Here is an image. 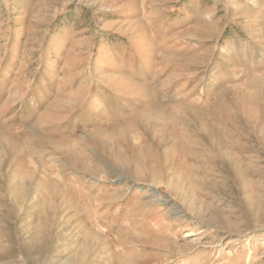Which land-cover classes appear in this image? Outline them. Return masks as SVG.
I'll list each match as a JSON object with an SVG mask.
<instances>
[{
	"label": "rangeland",
	"instance_id": "1",
	"mask_svg": "<svg viewBox=\"0 0 264 264\" xmlns=\"http://www.w3.org/2000/svg\"><path fill=\"white\" fill-rule=\"evenodd\" d=\"M0 264H264V0H0Z\"/></svg>",
	"mask_w": 264,
	"mask_h": 264
}]
</instances>
